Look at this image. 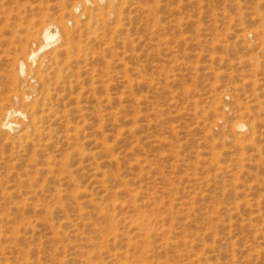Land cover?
Wrapping results in <instances>:
<instances>
[{
    "label": "rangeland",
    "instance_id": "374dc122",
    "mask_svg": "<svg viewBox=\"0 0 264 264\" xmlns=\"http://www.w3.org/2000/svg\"><path fill=\"white\" fill-rule=\"evenodd\" d=\"M0 10L1 51L54 22L67 47L95 53L77 191L25 171L0 142L10 160L0 264H264V0H0Z\"/></svg>",
    "mask_w": 264,
    "mask_h": 264
},
{
    "label": "bare ground",
    "instance_id": "6f19581e",
    "mask_svg": "<svg viewBox=\"0 0 264 264\" xmlns=\"http://www.w3.org/2000/svg\"><path fill=\"white\" fill-rule=\"evenodd\" d=\"M86 1L90 3V0ZM96 1L99 5H103L104 0ZM80 4H75L73 9H80ZM88 8H86V14L90 19L92 18V22L96 23L102 18L99 12L96 13ZM95 31L94 27L92 33ZM38 37H42L41 40H43L38 39L41 43L37 47H32L31 44ZM25 38L26 42L19 43L18 47H13V49L6 47L8 50L2 47L3 50H0V74L7 77L6 80L10 85V93L4 95V100L9 104L6 103L5 108L3 104L0 105V142L3 140L4 147H11L12 151H10L13 155L10 156V153L8 155L11 159L27 160L25 167H22L25 171L29 172L33 169L38 175L58 180L59 186H71L74 192V189L77 191L81 187V183L78 180L80 177L74 178L72 174L84 172L83 162L89 157L85 150L78 146V143H81L85 137L86 114L89 111L83 86L84 75H88L89 68L85 66L89 56L95 53L90 47H67L70 42V32L64 26L57 27L54 22L41 23L37 29L28 31ZM48 47L53 48L44 51ZM3 67H9V69L4 70ZM8 88L5 89L8 90ZM1 93L4 94L3 91ZM107 100L109 101L110 97H107ZM98 112L95 117L100 120L102 113L99 110ZM79 121L81 125H78ZM244 128H246V122L241 120L234 126V129L238 131ZM249 130L250 134L254 135L253 124L249 125ZM63 143L68 144L69 149L64 151V154L59 146ZM56 150L61 153L59 155H62L59 160L56 154L54 156ZM74 155L79 158L78 165H74L75 168L71 169L68 163L73 162ZM6 158L4 151H0V168H5L6 162L9 165L10 160ZM28 172L24 176H29ZM15 174L12 176L25 182L21 179V174H16V176ZM59 175L62 177L58 178ZM36 178L38 179V176ZM24 179L27 180V177ZM36 182L38 181H34ZM72 197L69 195L65 199Z\"/></svg>",
    "mask_w": 264,
    "mask_h": 264
}]
</instances>
